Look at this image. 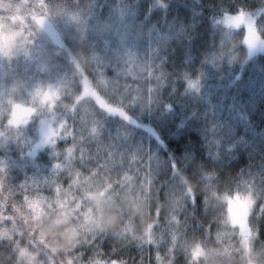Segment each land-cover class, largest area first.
Masks as SVG:
<instances>
[{
  "label": "trees",
  "instance_id": "16d2710c",
  "mask_svg": "<svg viewBox=\"0 0 264 264\" xmlns=\"http://www.w3.org/2000/svg\"><path fill=\"white\" fill-rule=\"evenodd\" d=\"M120 8L132 15L127 26L132 48L124 44L125 59L123 53H117L119 44L112 43L118 29L110 13ZM36 9H50L55 19L65 17L63 22L55 20L61 45L51 44L50 55H45L44 67L52 70L50 74L65 72L70 94L76 95L85 69L94 83L96 73L92 70L100 64L99 73L106 75L110 84L97 90L147 129L128 125L82 97L68 116L77 129L82 127L80 113L88 125L92 116L98 120L99 135L85 146L92 161L80 160L79 145L71 136L58 147L73 148L69 163L81 176L97 166L94 157L105 163L107 153L114 152L116 163L109 166L124 170L120 181L128 184V189L119 198L110 192L104 201L87 198L85 211L73 212L69 218L58 216L59 211L49 205H44L42 215L35 216L30 208L22 207L19 193L9 192L7 187L39 178L34 170L37 164L46 178L56 156L42 152L38 163L25 166L21 141L0 146V160H12L0 189V211L6 208L7 215L13 206L17 209L13 223L0 222V264H13L10 256L15 264H92L107 259L158 264L157 253L163 259L172 248L175 252L164 264H244L241 254L229 250L235 251V244L233 234L229 236L232 227L226 206L225 214L216 198L208 200L211 190L201 179L205 173L212 174L220 192L252 179L256 199L249 220L257 245L264 248V14L256 20V60L243 43L244 29L224 24L225 13L264 10V0H42L32 11ZM83 11L89 13L93 25H104L106 32H78L66 24L67 16L83 15ZM199 77L202 88L194 91L202 93L195 95L188 82ZM133 94L138 98L129 102ZM73 100L66 102L67 107ZM248 101L252 109L246 105ZM241 115L240 124L232 120L228 133L224 131L231 116L236 119ZM249 136L254 138L249 140ZM133 153L138 157L135 161L130 157ZM62 161L68 165L61 156L56 162ZM147 170L153 188L140 192V177ZM69 173L70 168L62 167L58 179H53L61 184L60 190L69 186ZM76 175L71 174L73 181ZM185 182L193 187L194 202L183 196ZM72 188L80 194L74 183ZM44 193L43 197H51L49 189ZM169 204L182 206L178 209L182 234L171 242L165 230L166 225L171 226ZM93 240L97 241L91 245ZM196 248L205 252L203 261H195L189 254ZM259 258L262 261L264 254Z\"/></svg>",
  "mask_w": 264,
  "mask_h": 264
},
{
  "label": "rangeland",
  "instance_id": "374dc122",
  "mask_svg": "<svg viewBox=\"0 0 264 264\" xmlns=\"http://www.w3.org/2000/svg\"><path fill=\"white\" fill-rule=\"evenodd\" d=\"M41 1L42 0H0V128L4 127L2 131L0 130V146L9 147L18 143L17 139L21 141L24 144V146L21 147V150L25 151L22 160L25 166H28L31 162L38 163V160H40L39 157L42 152L47 151V153H49V156H54V153L59 154L60 152H62L61 150H65L68 148L65 147L63 144L61 146L62 149H59L58 145L62 141L60 140L54 146V148L53 146H41L35 149L31 155L29 154L32 151V146L38 141L40 121L48 115L49 104L51 103V101L56 99V97L52 95H49L47 99H44V93L46 91H49L50 87L52 90H55L59 93V112L64 114V117L68 120L69 125H72V123L70 122L71 117L69 118L68 116L70 111L65 110L64 108H67L66 102L69 99L73 100V97L75 96L74 93L70 94L71 89H68L69 78L65 72L56 74V71H54L53 74H50L52 70H49L44 67L45 55L46 57H48L51 53V49L49 46L51 44H53L54 46L61 45L62 43L61 35L59 33L57 25L55 24V20L63 22L65 17H58L55 19L50 9H36L33 12V6H41ZM4 5H7V7L5 8ZM111 12L112 13H110V19H112V21L117 24L116 26L118 29L115 30V34L113 33V37L116 40L112 43L114 45L119 44L118 48L116 47L117 53H123L122 59H125L124 44L132 48L129 43L127 27L128 21L129 19H131L132 15L129 11L124 10L123 8L116 9ZM244 12L246 14H252V17L255 20V31L257 33L256 20L264 14V10L262 9L254 12ZM82 13L83 15L72 14L70 16H67L66 24L69 27L74 26L75 30H78V32L85 33L90 31V33L93 32L94 34H96V32H106L105 30L107 29L104 28V25L100 26L99 24H92L90 15L87 11H83ZM42 16L44 17L43 25H37L36 20ZM123 26L125 27L123 28ZM254 44L255 41L253 43L252 48L249 49V47L244 43V45L248 48L249 54L253 56L254 60H256L257 58L254 55L258 50H253V47L255 46ZM107 46L109 47V43ZM243 69L244 67L242 68L240 74L242 73ZM100 74L103 76L106 86L109 85L110 81L108 77L102 73ZM96 79L97 75L95 74L94 80ZM194 81H196V87H191V89H193L192 93L195 95L201 94V91H195L198 88L199 90L202 88V86H200L203 83L202 77H199ZM123 86L124 88L128 87V85L126 84H123ZM94 92L95 89L93 88L87 94H85V97L87 95H92ZM65 94L67 95L65 96ZM255 94L258 95V91ZM97 101L100 102L99 97H97ZM246 105L250 109H252L250 101H248ZM82 106L86 107L87 104H83ZM113 106L118 107L116 103H114ZM26 107L36 109V117H34L33 120L29 122L26 126L22 127L21 125L22 128L17 134L16 126H10L7 121L13 118L12 113H15V117L17 120H24L27 115L24 111ZM124 112L126 114L125 110ZM83 114L84 113L78 114V118L80 119ZM110 114L121 117L118 113ZM126 116L128 117V119H124L122 117L121 118L128 125L133 126L135 124H138L147 129L146 126L138 123L137 121H133L132 119L134 118L130 117L128 114H126ZM91 119L95 120V117L92 116ZM232 120H234L235 123L240 124V120H243V115L236 119L232 116L230 117L229 121H227L224 127V131H226L227 133L228 128L233 126L231 125ZM96 122L98 124V120H96ZM219 129L223 133V129ZM62 131L63 129H61V132ZM217 133L219 134L218 131ZM253 138L254 137L251 136L248 137L249 140ZM250 143L251 141H248V144ZM89 144L90 146H92V142H90ZM86 154H89V152H87ZM61 157H63V159L67 161L66 163L68 164L67 166H65L63 164L64 162L62 161L61 164L64 165V168H70L71 174L74 173L75 175L79 173V171H76L73 167H71L72 164L69 163L72 156L70 159L67 158V154ZM94 158L95 165L98 166L103 164L99 157ZM86 159L87 161H92L90 158ZM0 161L3 162L5 168L9 167V163L12 162V160L8 161L5 159ZM47 169L48 168H46V170ZM34 170L36 171V175L39 178L33 177L32 179H34V181L40 182V195H45V189H49L50 191L48 182L50 181L52 183H55L53 179H58V171L53 173L52 168L50 167L48 169V176L44 178L43 168H41L38 164L35 166ZM109 172L112 178H115L117 181H120L123 177L122 173L124 172V170H113L110 167ZM118 173L120 174L118 175ZM84 175L85 176H81L77 174V179L73 177L75 181L74 187H76V189H79L81 185L85 183V177L88 176V174ZM244 182H248L253 186L252 179L250 178L245 179L238 186L242 188ZM89 183L95 185L91 186L90 191L85 190L84 193L86 198L95 199L96 201H104V196L109 193V186H102L99 183L98 178L95 180H90ZM60 185V183H55L52 186V191L50 192V195L51 197H53L54 200L57 196L56 187H61ZM238 186H236L235 189L231 191H236ZM35 187L36 185L32 184V188L35 189ZM68 189L69 186H67L66 190ZM64 191L65 190H60L58 194L60 201H58L54 207H50L56 208L57 211H59L58 216H62L63 218H69L71 214L75 211L74 206L69 207L68 203L64 200ZM81 191H83V189H81ZM71 194L79 196L81 193L77 195L75 194V189L71 188ZM255 199V195L252 200L234 198L229 201L227 208L228 221L232 227L229 236L231 237V235L233 234L235 244V251L232 248L229 250H233V252L241 254V261L244 264H264V258L262 261L259 258L261 257V255L264 254V248L257 245L256 231L252 227L249 220V216L251 215ZM28 208H30L31 212L35 216L43 214L44 206H41L36 202H32L31 204H29ZM233 225L238 227L233 228ZM249 227L251 231H249ZM196 249L194 251L190 250L189 254H191L192 259H194L195 261H203L205 259V252Z\"/></svg>",
  "mask_w": 264,
  "mask_h": 264
},
{
  "label": "snow or ice",
  "instance_id": "6c2138e0",
  "mask_svg": "<svg viewBox=\"0 0 264 264\" xmlns=\"http://www.w3.org/2000/svg\"><path fill=\"white\" fill-rule=\"evenodd\" d=\"M224 24L226 27H232V28H240L241 26L244 29V36L243 41L244 43L249 47V49L252 48L254 41L256 40V31H255V20L252 17V14H246L242 9L237 10L235 13H225L224 14ZM37 25H43L44 23V17H40L36 20ZM101 65L97 64L92 72L96 73L97 79L93 83L90 81V73L87 72V69H85L84 75H82L78 82L80 85V91L78 94L75 95L73 103L71 106L64 108L65 110L73 111L75 109L76 104L83 98H86L87 100H93L97 107H99L102 110H105L108 113H118L122 118L128 119L125 112L122 108L114 107L111 103H109L97 90L99 87L104 86L106 87L105 80L103 76L99 73ZM188 86L195 88L196 87V81H189ZM95 89V92L92 95H87L85 97V94H87L91 89ZM151 87H149V100H151ZM49 95L55 96L56 99L51 101L48 108V115L40 121V128H39V138L38 141L32 146V151L29 153L30 155L32 152H34L35 149L41 147V146H54L58 143L60 140H64L67 143V139L69 136H71L73 143L79 145V151L81 153L80 160H85L89 154H86L85 146L87 145V142L89 139H96L99 135V125L97 122L93 119H91V124L88 125L83 116L81 117L82 121V127L80 129L75 128L72 125H69L68 120L64 117L63 113L59 112V93L55 90H52L50 87L49 91H46L44 93V99H47ZM97 97L100 98V102L97 101ZM138 96L136 94L131 95L129 102H134ZM167 107V106H166ZM26 112V118L22 121L17 120L15 117V113H12V119L8 120L7 123L11 125L16 126V132L19 133L20 129L23 126H26L29 122L33 120L36 113V109L34 108H28L26 107L24 109ZM22 125V127H21ZM61 129L63 131L61 132ZM17 142L20 141L17 139ZM73 153V148L69 146L67 149L62 150L59 154L56 155V160L52 164L51 168L53 173L60 170L64 165L61 163L56 162L60 156H64L67 154V158L70 159ZM131 160L135 161L138 157L136 154L130 155ZM116 154L114 152L109 151L107 153V158L105 163L98 165L90 170L87 171L88 176L85 177V183L81 185L79 189L76 191L80 192L81 194L79 196H75L71 194V188L72 184L75 183V181L72 180L71 173H69V189L64 191V200L68 203L69 207H74V211L77 213H82L85 211V208L87 206V198L84 194V190H91V186H94L95 184L89 183L90 180L99 179V183L104 186L107 185L108 191L112 193L116 198H119L120 196L124 195L126 190L128 189V184H124L123 181H113L112 176L109 172V165H113L116 162ZM131 166V165H130ZM142 170V169H141ZM78 175L80 173H77ZM119 175V174H118ZM145 177L147 178V182L145 183ZM127 178V177H126ZM131 180V178H127ZM202 181L205 183V187L209 188L211 190V195L208 194V200L212 198H216L219 201L220 209L223 211L226 206V213L228 208V203L234 198L239 199H248L252 200L254 198L255 192L253 189L252 184L248 182H244L242 188L238 186L236 191H227V192H220L213 182L212 174L211 173H205L201 177ZM6 181V169L4 167V164L2 161H0V189L3 188L4 183ZM140 185H139V191L143 192L145 190V187L150 192L153 188V182H152V176L151 171L147 170V172L144 173V177H140ZM50 187V192L52 191V186L55 183L48 182ZM183 192V196L185 199H193L194 202V196H193V187L191 184H187ZM32 184H35V189L32 188ZM9 192H17L19 193V196L17 197L23 208H28L29 204L32 202H36L40 204L41 206L49 205V206H55V204L60 201L59 198V192L60 187H56L57 196L55 200L51 197H43L40 195V182L34 181V180H28L25 182H21L19 185L12 187L7 185ZM83 189V191H81ZM78 205V206H77ZM182 206L175 205V204H169L168 206V220L169 224L171 226L166 225V232L169 236V241L178 240L181 237L182 234V226L181 221L178 217V209H180ZM7 209L0 211V222H6V223H13L16 219V212L17 209L15 206L11 209L10 212L5 214ZM30 211V209H29ZM224 212V211H223ZM159 205L155 208V216L158 220L159 216ZM225 213V212H224ZM225 213V214H226ZM158 226V225H156ZM238 226L233 225V228H237ZM249 231H251L249 227ZM97 240H93L91 245L95 244ZM148 242L152 243V237H148ZM87 243V241H86ZM7 248L10 250L12 248L11 243L7 244ZM99 248V247H97ZM96 248V249H97ZM95 249V251H96ZM175 252V249H170V254L166 255L163 259L161 258L160 254L157 253L156 260L158 264H164V259L171 260V255ZM100 254V253H98ZM10 260H13V264H15L14 257L10 256ZM92 264H125L123 260L117 261V260H103V261H92Z\"/></svg>",
  "mask_w": 264,
  "mask_h": 264
},
{
  "label": "clouds",
  "instance_id": "9594fccd",
  "mask_svg": "<svg viewBox=\"0 0 264 264\" xmlns=\"http://www.w3.org/2000/svg\"><path fill=\"white\" fill-rule=\"evenodd\" d=\"M4 7L6 8V7H7V5H4ZM209 194H211V193H209ZM193 247H195V245H193Z\"/></svg>",
  "mask_w": 264,
  "mask_h": 264
}]
</instances>
